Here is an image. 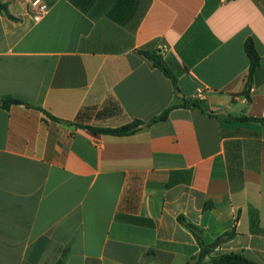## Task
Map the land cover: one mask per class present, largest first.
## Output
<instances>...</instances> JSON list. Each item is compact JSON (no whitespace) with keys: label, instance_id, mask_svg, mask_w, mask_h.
I'll use <instances>...</instances> for the list:
<instances>
[{"label":"crops","instance_id":"crops-1","mask_svg":"<svg viewBox=\"0 0 264 264\" xmlns=\"http://www.w3.org/2000/svg\"><path fill=\"white\" fill-rule=\"evenodd\" d=\"M0 1V264H264V0Z\"/></svg>","mask_w":264,"mask_h":264},{"label":"trees","instance_id":"trees-1","mask_svg":"<svg viewBox=\"0 0 264 264\" xmlns=\"http://www.w3.org/2000/svg\"><path fill=\"white\" fill-rule=\"evenodd\" d=\"M0 12L5 13L8 17H10L7 13V6L6 4L2 3L0 1ZM12 18V17H11ZM139 53L145 57L153 67L159 69L163 75L168 78L173 87L176 88V80L175 76L172 74V72L167 68L165 63L163 62L160 54L158 51H152V52H145V51H139ZM245 53L249 59V70H248V77L244 88V96L246 97L247 101H249V90L251 88L250 81L252 78V75L256 71V69L259 67L260 59L259 56L255 50V46L252 40H248L245 44ZM2 107L5 109H8L10 106H26L33 108L39 112H41L45 117L48 119L60 122L58 119L52 117L48 113H46L44 110H42L40 107L33 106L29 104L28 102L24 101L20 98H14V97H4L1 100ZM174 106L170 107L166 111H164L159 116L151 119L148 122H142L139 120H135L125 126L115 128V129H98V128H91V127H85L86 129L90 130L93 133L97 134H107L112 136H128L131 135L143 128H147L157 122L164 121L167 118L169 110H171ZM208 115H212L211 113H207ZM239 120L243 121H258L263 122L264 119H247V118H240ZM188 229L195 233L197 232V229L188 225ZM200 232V231H198ZM234 235L233 229L232 231L223 234L222 236L218 237L216 241L211 245H206L203 243L201 238H197L198 245H199V253L197 256L192 260L193 264H206L207 260L210 261L212 264H255L253 262H250L245 257L241 255H232V254H224V255H218L216 257H210V254L214 248H216L219 244L229 240ZM55 264H64L63 260H58Z\"/></svg>","mask_w":264,"mask_h":264},{"label":"built area","instance_id":"built-area-1","mask_svg":"<svg viewBox=\"0 0 264 264\" xmlns=\"http://www.w3.org/2000/svg\"><path fill=\"white\" fill-rule=\"evenodd\" d=\"M27 2V11L34 23L40 22L48 13L49 7L43 0H25ZM251 91V90H250ZM204 91L197 90L195 99L202 100Z\"/></svg>","mask_w":264,"mask_h":264},{"label":"water","instance_id":"water-1","mask_svg":"<svg viewBox=\"0 0 264 264\" xmlns=\"http://www.w3.org/2000/svg\"><path fill=\"white\" fill-rule=\"evenodd\" d=\"M63 123H64V124H67V125L69 124L68 122H63Z\"/></svg>","mask_w":264,"mask_h":264}]
</instances>
